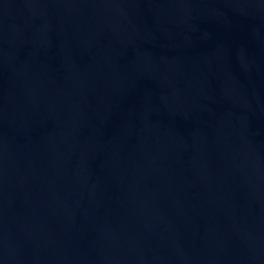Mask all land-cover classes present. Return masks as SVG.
<instances>
[{
	"label": "water",
	"instance_id": "water-1",
	"mask_svg": "<svg viewBox=\"0 0 264 264\" xmlns=\"http://www.w3.org/2000/svg\"><path fill=\"white\" fill-rule=\"evenodd\" d=\"M0 264H264V0H0Z\"/></svg>",
	"mask_w": 264,
	"mask_h": 264
}]
</instances>
